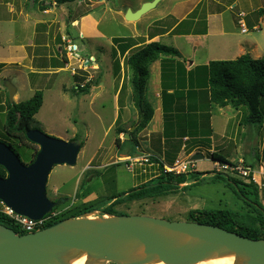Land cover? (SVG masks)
<instances>
[{"label": "rangeland", "instance_id": "obj_1", "mask_svg": "<svg viewBox=\"0 0 264 264\" xmlns=\"http://www.w3.org/2000/svg\"><path fill=\"white\" fill-rule=\"evenodd\" d=\"M8 1L11 2L13 8L11 10L12 18L19 19L17 11H20V7L25 13H28L24 14L26 19L24 18L23 20L32 22L30 25H34L36 28L35 34L30 35V40L33 44L47 45L45 48L47 50L46 57L36 59L35 64L47 66L58 63L60 67L51 74L36 75L40 77L39 79L33 76V80H35L32 82L34 83L33 87L21 86L18 98L14 99V103L30 100L38 90L42 91L44 93L43 108L31 122L32 129H38L49 136L65 141H72L71 139L77 135L80 141L84 142V147H82L78 156L76 166H56L50 174L47 185L49 199L52 201L68 199L65 204H61L55 209L56 213H63L79 203H89L102 198L128 193L138 186L156 180L163 173L165 166L173 165L174 159L191 160L194 153L203 154L204 158L198 161L192 160L194 166L193 168L190 167V170L188 169L186 172L189 174V181L180 185L176 192L167 196L120 204H117V200H112L109 204L95 211L90 217L119 216L104 213V209L114 202L116 203L115 210L117 213L151 216L179 222L189 221L190 212L195 210L227 209L244 215L247 212L250 213L251 209L246 206L245 198L240 194L239 188L232 182H228V177L236 179L243 184H250V180L256 182L259 185L260 201L264 207V128L260 130L258 127L245 125L243 121L246 113L242 109L235 110L231 106H227L230 109L229 111L228 109L220 110L218 106H213V111L211 110V116L213 117L212 127L207 122V117L197 116L200 110L196 106L194 107L196 108L195 111H183L178 121H176L177 124L173 122L169 127L165 128L166 132H174L175 135L173 133L174 139L170 141L171 149H164V151L160 149V144L157 140L153 141L155 149L146 147V140H150V133L146 130L135 135L134 138L130 137L126 140L125 135L121 137L118 135V130L122 127L127 132L135 130L139 120V113L132 103V87L129 82L130 73L128 72L125 58L121 59V73L118 76L115 75L113 56L114 50H118V46H115L114 43L111 44V36H134L136 37L134 39L138 40L140 44L145 41L143 37H137L139 32L143 31L141 30L143 29L142 27L135 25L138 21L128 22L124 19V13L129 10L125 0H104V3L100 2L92 10L90 7L93 5L92 1L95 3L97 0H81L78 4L73 3L69 6H57L51 0ZM198 1L201 2V6L204 4L209 6L210 0ZM211 1L210 6L214 3L213 0ZM12 2L16 4V7ZM49 3L54 6H48L49 10L47 11L40 9V5H49ZM223 3L225 5L219 6L218 10L224 11L222 18L226 23V30L233 34L231 36H239L241 28L238 24L240 20L238 15L245 12L246 14L244 13L245 16L243 18L249 32L243 36L246 38L253 37L258 40L259 44L264 45V30L257 32L253 30L250 23L253 20L258 21V9H264V0H223ZM174 5V0H162L155 9L141 20L143 26L145 27L149 24L151 17L155 20L162 15H169ZM230 6L231 8H229ZM115 11H119L118 14H121L123 19H118L114 14ZM198 11L199 8L194 13H198ZM88 12H94L97 15L96 17L101 21L100 28L106 34V38L95 40V44L91 45L89 44L90 40L84 39L79 35L81 29L73 27V22ZM70 15L72 19L69 18ZM70 20L74 21L69 22ZM257 28L259 29V27ZM141 35L146 37L147 32L144 33L143 31ZM16 36L9 43H5V40L1 37L3 44L0 46H9L11 43H16L17 38L21 39L22 37L20 34H16ZM241 38L242 36L239 39ZM97 43H100L98 47ZM159 43L173 47V40L168 37L163 38L162 42ZM34 45H25L27 55L30 56V53L38 52L42 49L37 46L34 48ZM70 45L72 47L77 45L76 50L68 51ZM139 47L134 48L125 57H129ZM97 56L101 58V69H98L96 65L97 60L95 61V57ZM228 56V59L222 60H233L231 55ZM262 56H264V53ZM187 61H189V58H187ZM28 62L29 58H26L22 65L28 66ZM18 63V61L10 59L1 63L4 66L0 70V95H5L7 90L5 82L7 80L15 87L17 83L23 81L22 75L20 80H18L17 71L21 72V69L18 68L21 64L18 65ZM124 68L125 82L120 94L122 112H120L119 117L121 119L115 125L118 116L116 117L117 107L116 101L111 94L113 93L111 85L114 87V93H117L123 84ZM23 71L27 73L25 70ZM98 79H100L101 84H104L103 90L102 87L93 88L98 86L96 85ZM154 81L155 78H153V75L151 77L150 73L144 104L146 102L152 103L147 92L151 89V83L154 84ZM86 83L93 84L91 87L93 89H90V97L75 94L72 91L73 88L84 86ZM92 94L96 96L101 94V98L98 97L95 102H92L90 99ZM128 96L129 98L127 99ZM186 108L188 107L186 106ZM129 113L131 119L127 125H124V117L127 118L126 115ZM202 114L200 113V115ZM226 114L230 115L231 121L227 119ZM194 116L199 117L204 126L200 125L201 127H199L203 137L197 140L196 137L190 136L186 132L189 125L197 124L195 120L197 118H194ZM5 121V114L0 112V141L13 144L21 155L22 160L25 163L28 162L27 156L31 151L22 146L18 147L16 142L8 139L3 131ZM112 123H114L113 126H111ZM208 129L214 130L211 140H208L206 134ZM185 134L190 138L188 144L185 143L188 138L184 139L183 142ZM116 139H120V142L123 141L121 148L117 146L118 142ZM199 143L203 144L202 149H200V152L194 151L192 154L190 151H193V149L191 148ZM183 145V149H177ZM186 146L190 147V149L186 148ZM158 147L159 149H156ZM215 150L227 158L231 165H240L245 169H250L251 177L249 175V177L244 178L234 169H223L222 163H217L211 159V153ZM123 154L131 157H121ZM147 155L155 158L149 157L150 162L146 163L144 159L148 157ZM83 194H87L86 198H80ZM251 199L253 200V197ZM246 201L248 200L246 199ZM249 203L254 205L252 201H249Z\"/></svg>", "mask_w": 264, "mask_h": 264}, {"label": "water", "instance_id": "obj_2", "mask_svg": "<svg viewBox=\"0 0 264 264\" xmlns=\"http://www.w3.org/2000/svg\"><path fill=\"white\" fill-rule=\"evenodd\" d=\"M161 1L145 3L135 12L129 9L126 21H139ZM5 84L14 103L17 87L8 80ZM27 137L40 149L30 165L0 141V165L7 171L0 178V201L15 214L39 221L65 204V199H49V177L56 166H76L82 145L38 129H30ZM199 159L202 154L192 157ZM93 213L24 235L0 225V264H69L80 253L87 254L88 264H196L228 255H235V264H264V239L197 222L144 215L92 218Z\"/></svg>", "mask_w": 264, "mask_h": 264}, {"label": "trees", "instance_id": "obj_3", "mask_svg": "<svg viewBox=\"0 0 264 264\" xmlns=\"http://www.w3.org/2000/svg\"><path fill=\"white\" fill-rule=\"evenodd\" d=\"M80 1L81 0H51V2H54L57 6H69L73 3L78 4ZM40 9L45 11L49 9V7L48 5H40ZM259 15L264 17V9L259 10ZM82 16H85V14ZM192 16H194V14ZM69 18L72 19L71 15ZM71 21L74 20H70L69 22ZM113 43L115 46H118V50H114L113 56L115 75L118 76L121 73V59L125 58L127 69L130 73L129 82L132 87V103L139 113V120L135 130L127 132L124 129H119V135L126 133L130 135L131 138H134L135 135L145 130L152 121L154 108L150 103L146 102L144 104V96L150 79V67L157 61L162 62L163 80L167 79L166 69L170 68L173 70V73L171 74V72H168V74H171V76H169L171 78H176L174 80L175 83L182 82L184 79L185 82L181 87L182 89L186 88L188 93L195 91L197 88L200 90L205 88V90H207L205 92L209 94L211 106H218L220 108L231 106L235 110L242 109L246 113L243 121L245 125L249 127H258L260 130L264 128V56L260 59H254L250 54H245L235 60L212 61L208 65L197 67L189 74L179 61V59L182 58L181 53L173 47L163 45L159 42H151L147 45L140 46L139 49L132 52L129 57H125L127 53L137 48L136 46H138L140 42L134 38H114ZM3 66L4 64H0V70ZM180 67L182 70L179 69ZM91 84L92 83H86L84 86L73 88L72 91L75 94L87 95L93 86V84ZM99 84L100 79L96 81V85ZM165 87H167V85H165ZM169 88L170 87H167L162 91L165 128L169 127L171 123L178 121V117L182 115L183 111L189 112L190 110H196L194 106H188V108H186L185 105L180 109L176 101L179 95H177L176 92L169 94ZM43 103L44 93L40 90H38L30 100L20 103L10 102L8 90H6L5 95H0V112H3L6 116L3 131L9 140L16 142L18 147L22 146L31 151L27 156L28 162L25 163L22 160L21 155L13 144L5 141L3 142L20 157L25 165L32 164L40 151L37 145L29 141L27 132L32 129L31 122L40 112ZM196 107L198 108V106ZM200 107L206 108L208 111L206 113L202 112V115L197 114V116L207 117V122H209L211 117V111L209 110L210 105ZM199 117L197 118L194 116V118H197L195 120L198 122L200 120ZM118 122L119 120L117 123ZM189 127L191 126L189 125ZM195 127V125H192V128L186 130V132H188L190 136H199L201 130L199 133V128L196 129ZM173 133L174 132H166L167 141L174 139L173 137L169 138L170 135L173 136ZM206 134L208 140H210V137L213 135V130L208 129ZM197 136L196 140L198 138ZM184 137L188 138V140L185 141L188 144L190 138L186 134L183 138ZM72 141H78L81 143L82 147H84V142H81L78 136L72 139ZM117 142L120 144V139H118ZM177 149H181V147ZM188 149H190V147H188ZM152 157L155 158L154 156ZM211 157L215 162L222 163L223 165H231V162L221 153L214 152ZM176 160L177 159L173 160L174 163ZM188 175L189 174L177 175L174 173H167L165 169H163V173L160 174L156 180L138 186L128 193L102 198L89 203L73 205L69 210L59 214V216L48 223L44 229L53 227L69 218H77L91 214L98 211L106 204H109L112 200H117V204H120L124 202L141 201L147 198L167 196L170 193L176 192L180 185L187 183L189 181ZM6 177V169L0 165V178ZM250 181V184H243L236 179L228 177V182H232V184L239 188L240 194L245 198L246 206L251 209L250 213L247 212V214L244 215L227 209L195 210L190 212L189 222L217 226L252 240L264 239V207L260 201L259 185L253 180ZM86 196L87 194H83L80 198H86ZM123 196L125 197L121 199ZM250 196L253 197V200ZM246 199L248 201H246ZM249 201L254 202V205L250 204ZM115 205V202L109 205L104 209V213L119 216L127 215L117 213ZM0 225L13 229L21 235L25 234L13 219L2 212L1 205Z\"/></svg>", "mask_w": 264, "mask_h": 264}, {"label": "crops", "instance_id": "obj_4", "mask_svg": "<svg viewBox=\"0 0 264 264\" xmlns=\"http://www.w3.org/2000/svg\"><path fill=\"white\" fill-rule=\"evenodd\" d=\"M125 1H126L125 4L127 5L128 9H131L133 12H135V11H138L143 6V4L152 2L153 0H134V1L125 0ZM174 1H175V5L171 8L169 15L168 14L162 15L160 16V18L155 19V20L154 18L151 17V19L149 20V24H147L144 27L142 24L143 22H141V20H143L147 16V14H149L147 13L146 15H144L145 17L143 16L138 21L137 24L134 23L137 27H140V28L142 27L143 29L141 30H143L144 33L147 32L146 37H144L141 35V32L143 31H140V32L137 31L140 34V35L138 34L137 37L138 38L143 37L145 40V41H142L143 43H141L139 46L147 45L151 42H162L163 38H167V37L171 38V40H173L172 46L175 47L176 50L178 49V51L182 55V59H179V61L183 64L185 71L188 72L189 74L190 72L194 71L199 66L208 65L212 61H220L222 59H228L229 57L228 55H231L233 60L245 54H250L254 59H260L263 57L262 55L264 53V45H262L261 43L259 44L258 40H256L253 37L246 38L243 36V35H247L249 32L248 26L245 23V20L243 18L246 14L245 12H242L241 15L243 16L238 15V19L240 17L239 21L240 22L242 21L245 24L247 32L244 33L242 31L241 23L238 21V24L241 28L240 34L239 36L232 37L231 35L233 34L229 33L226 30V23L224 22V19L222 18V15H223L222 13H224V11L222 12V10H218L219 6L225 5L223 3V0H213L214 3L212 4V6H210L212 2L211 0L209 1V6H207L206 4L201 6V2L198 0H174ZM100 2L104 3V0H97L95 3L92 1L93 5L90 6L91 10L94 8L95 5L99 4ZM12 4H14L16 7L15 3L12 2ZM215 5L217 6L215 7ZM48 6L52 7L54 5L49 3ZM198 8H199L198 13H194V11L197 10ZM229 8H231V6ZM12 9L13 8L11 5V2H9L8 0H0V33H1L0 38L2 37L5 40V43H9V42H12L10 40H13V38L17 37L16 34L22 35L21 39L17 38L16 43H11L9 46H6V47L0 46V64L3 63L4 60H9V59L13 61H18L19 62L18 65L21 64L20 66H18V68L21 69V72L17 71V75H18V80H20L21 75H22L23 81L17 83V86H16L17 94L15 96V99H16L18 98V93L21 89V86L24 85V86L33 87L34 83L32 82L35 81L33 80V76L51 74L52 72L57 71L60 67L58 63H55L54 65L49 64L47 66H39L35 64L36 59H41L42 57H46L45 55L47 54L46 53L47 50L45 48L47 47V45L46 44H43V45L33 44V42L30 40V35L35 34L36 28L34 27V25H30V23L32 22H29L28 20H23L24 18L26 19V15L24 14H28V13H25L20 7V11H17V15L19 14V17H18L19 19H15V18H12L11 16ZM118 13L119 11L118 12L115 11L114 12L115 16H117L118 19L119 18L123 19L122 15ZM193 13H194V16H192ZM125 14L126 12L124 13V19H125ZM96 16L97 15H95L94 12H88L87 14H85V16H82L80 19H76L73 22L74 28L81 29V32H79V35L84 39L90 40L89 42L90 45L95 44V40L106 38V34L100 28L101 21H99L100 19H98ZM246 17L248 18L247 15ZM250 23L252 25L253 30H256L257 32L264 30V17L259 15L258 21L253 20ZM31 27H34V28H31ZM257 27H259V29ZM263 35H264V31H263ZM240 36H242L241 39H239ZM132 37L136 38L134 36ZM132 37L130 36H127V37L111 36V44L113 43L114 38H132ZM3 39H0V45L3 44ZM25 45L26 46L34 45L35 46L34 48H36L37 46V47H41L42 49L39 50L38 52L34 51L30 53V56H29L26 53ZM99 45L100 43L99 44L97 43V47ZM91 48L93 49V47ZM83 52L85 51L83 50ZM26 58H29L28 66H23L22 64H24V60ZM187 58H189V61H187ZM95 59L97 60L96 65L98 66V69H101L100 68L101 58L100 57L98 58L97 56L95 57ZM179 69L182 70L181 67ZM23 70H25V72L27 73H24ZM150 71H151L150 72L151 77L153 75V78H155V81H154V84L151 83V89L148 90L147 93L150 95V99L152 101L151 105L152 106L154 105L153 108L154 107L155 108H154L153 119L148 125V127L145 129L146 131L150 133V136H149L150 140H146L145 145L146 147H149L150 149H155V147L153 146V141L157 140L160 144V149L164 151V149H171L170 141L166 140V129H165V124H164L162 91L165 88L170 87L168 89L169 94L176 92L177 95H179L176 101L180 109L184 105L185 107L186 106L187 107L188 106H194V107L198 106V109L200 111L197 114L200 115V113L202 112L206 113L208 111L206 108H201L200 106L205 107L207 105H210V109H209L210 111L211 110L213 111V106H211L209 102L210 97H209V94L205 92L207 91L205 90V88L203 90H200L199 88H197L195 91H192L193 93L192 92L188 93L186 88L182 89L181 87V85H183V83L185 82L184 79L182 82L175 83L174 80L176 78L170 77L171 74L173 73L172 69L170 68L166 69L167 79L163 80L164 75L162 73V62L161 61H157L154 64H152V66L150 67ZM168 72H171V74L170 73L168 74ZM36 77H38L37 79L40 78L39 76H36ZM124 77H125V68L123 69V80H122L123 84L121 85L117 93L116 92L114 93V87L111 85V88L113 91V93L111 94L113 95L116 101V107H117L116 117L118 116V120L121 119V117L119 116H120V112H122V109L120 106L121 105L120 94H121L122 87L125 82ZM103 85L104 84L100 83L98 86L93 87V88L97 89V87L98 88L102 87V90H103ZM165 85H167V87H165ZM131 92H132V89H131ZM90 95L91 94L89 92V94L84 95V96L90 97ZM100 95L101 94H98L96 96L92 94V97L90 98L91 101L95 102L98 97L101 98ZM128 98L129 96L127 97V99ZM218 108L220 110L228 109L227 107L225 108L218 107ZM228 110L230 111V109ZM126 116L127 118L124 117V121H125L124 125H127L131 119L130 113L127 114ZM229 116L230 115L226 114V117L228 120L232 119V118H229ZM209 120H210L209 125L210 127H212L213 117L211 116ZM117 121L115 125L117 124ZM113 125L114 123H112L111 126ZM200 125L203 126L201 119L199 120V122L197 121L195 128L198 129L199 127H201ZM190 128H192V126L187 129H190ZM120 129H123V127ZM198 132L200 133V130H198ZM124 135H125V140H126V135L128 134L122 133L120 134V137ZM213 135H214V130H213ZM213 135L210 138H213ZM196 136L197 135H195V137ZM75 137H77V135L74 136V138ZM172 137L173 136L170 135L169 138H172ZM197 137H198L197 139H200L201 137H203V135L200 134ZM184 139L186 140L187 137L186 138L184 137L183 141ZM156 142H155V146L157 145ZM122 144H123V141L120 142V144L117 143V146L121 148ZM211 146H212V142H211ZM183 147L184 145L181 147V149H183ZM202 147H203V144L201 143L193 145V147L191 148L193 149V151L191 153L193 154L194 151L200 152V149H202ZM186 148H188V146H186ZM156 149H159V147ZM201 152L203 153V151ZM214 152L220 153L219 151L215 150L211 153V155ZM195 154L197 153H194V155ZM150 155H147V156H150ZM121 157L130 158V156L126 154H123Z\"/></svg>", "mask_w": 264, "mask_h": 264}, {"label": "built area", "instance_id": "obj_5", "mask_svg": "<svg viewBox=\"0 0 264 264\" xmlns=\"http://www.w3.org/2000/svg\"><path fill=\"white\" fill-rule=\"evenodd\" d=\"M243 16V15H241ZM241 23V27H242V31L245 33L247 32L246 26L244 23ZM75 46H69L68 51H74V49L76 50ZM94 61V59H92ZM149 157L152 156H148L147 158L144 159V162L149 163L150 159ZM223 165V164H222ZM194 166V162H192V160L189 159H185V160H176V162L172 165V166H165V171L167 173H174V174H187L186 172L188 171V169L190 170V167L193 168ZM234 169L235 171H237V173H239V175H241L242 177L246 178L249 177V175L251 174V170L250 169H245L242 166H233V165H229V164H225L223 165V169L227 170V169ZM251 177V175H250ZM2 205V212L9 216L11 219H13L15 221V223L25 232V234L28 233H34L36 231L42 230L44 229V227L50 223L53 219H55L57 216H59V214L61 213H56V211H52L49 215H47L46 217H44L42 220L39 221H35L32 219H29L27 217L24 216H20L15 214L11 209H9L8 207H6L3 203Z\"/></svg>", "mask_w": 264, "mask_h": 264}, {"label": "bare ground", "instance_id": "obj_6", "mask_svg": "<svg viewBox=\"0 0 264 264\" xmlns=\"http://www.w3.org/2000/svg\"><path fill=\"white\" fill-rule=\"evenodd\" d=\"M89 260L86 253H80L75 258L69 261V264H88ZM150 264H164L163 262H156ZM196 264H235V255L220 256L211 258Z\"/></svg>", "mask_w": 264, "mask_h": 264}, {"label": "clouds", "instance_id": "obj_7", "mask_svg": "<svg viewBox=\"0 0 264 264\" xmlns=\"http://www.w3.org/2000/svg\"><path fill=\"white\" fill-rule=\"evenodd\" d=\"M95 61H96V59H95ZM54 210H55V209H54ZM54 210H53V211H54Z\"/></svg>", "mask_w": 264, "mask_h": 264}, {"label": "flooded vegetation", "instance_id": "obj_8", "mask_svg": "<svg viewBox=\"0 0 264 264\" xmlns=\"http://www.w3.org/2000/svg\"><path fill=\"white\" fill-rule=\"evenodd\" d=\"M65 200H68V199H65Z\"/></svg>", "mask_w": 264, "mask_h": 264}]
</instances>
